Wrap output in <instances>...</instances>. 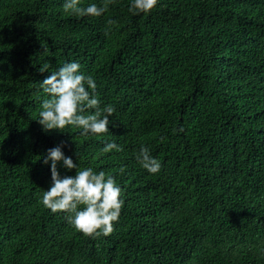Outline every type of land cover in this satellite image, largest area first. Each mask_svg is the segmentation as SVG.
<instances>
[{
	"label": "trees",
	"instance_id": "obj_1",
	"mask_svg": "<svg viewBox=\"0 0 264 264\" xmlns=\"http://www.w3.org/2000/svg\"><path fill=\"white\" fill-rule=\"evenodd\" d=\"M63 2L0 0V264H264V0H159L140 14L81 0L107 2L100 17ZM73 59L116 109L108 133L37 120L40 83ZM106 140L123 150L103 153ZM61 142L121 186L111 234L43 205V160ZM141 144L158 173L135 159Z\"/></svg>",
	"mask_w": 264,
	"mask_h": 264
},
{
	"label": "clouds",
	"instance_id": "obj_2",
	"mask_svg": "<svg viewBox=\"0 0 264 264\" xmlns=\"http://www.w3.org/2000/svg\"><path fill=\"white\" fill-rule=\"evenodd\" d=\"M159 0H129L128 9L133 14L148 13ZM64 10L78 16L100 17L108 8L107 2H91L82 5L81 0H64ZM115 23L110 20L109 24ZM49 65L40 68L48 70ZM78 60L65 61L58 69L51 71L40 87L48 96L41 101L38 122L43 130H60L74 126L81 136L109 132L110 117L116 111L114 105H102L97 83L91 74L81 70ZM182 131L181 129H178ZM64 142L47 149L43 163L51 161V184L43 189V205L52 212L63 211L74 228L86 235H109L114 222L119 220L124 200L122 188L112 175L92 166H80L63 151ZM122 151L115 140H106L101 151L109 153ZM141 167L149 173H158L162 162L151 154L148 146L141 144L135 155ZM62 161L66 169H75L74 175H61L57 163ZM121 172L124 166H121Z\"/></svg>",
	"mask_w": 264,
	"mask_h": 264
}]
</instances>
